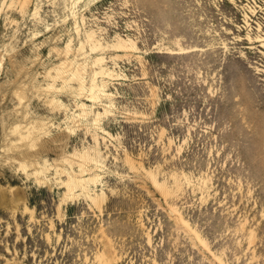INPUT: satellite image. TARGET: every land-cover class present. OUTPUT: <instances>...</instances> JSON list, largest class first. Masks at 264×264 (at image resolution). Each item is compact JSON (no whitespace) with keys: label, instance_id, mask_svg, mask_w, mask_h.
<instances>
[{"label":"rangeland","instance_id":"1","mask_svg":"<svg viewBox=\"0 0 264 264\" xmlns=\"http://www.w3.org/2000/svg\"><path fill=\"white\" fill-rule=\"evenodd\" d=\"M0 264H264V0H0Z\"/></svg>","mask_w":264,"mask_h":264},{"label":"bare ground","instance_id":"2","mask_svg":"<svg viewBox=\"0 0 264 264\" xmlns=\"http://www.w3.org/2000/svg\"><path fill=\"white\" fill-rule=\"evenodd\" d=\"M71 182V181H70Z\"/></svg>","mask_w":264,"mask_h":264}]
</instances>
